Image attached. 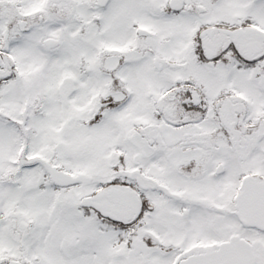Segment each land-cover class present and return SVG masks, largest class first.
I'll return each instance as SVG.
<instances>
[{
	"label": "snow or ice",
	"instance_id": "6c2138e0",
	"mask_svg": "<svg viewBox=\"0 0 264 264\" xmlns=\"http://www.w3.org/2000/svg\"><path fill=\"white\" fill-rule=\"evenodd\" d=\"M0 264H264V0H0Z\"/></svg>",
	"mask_w": 264,
	"mask_h": 264
}]
</instances>
